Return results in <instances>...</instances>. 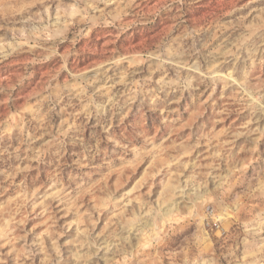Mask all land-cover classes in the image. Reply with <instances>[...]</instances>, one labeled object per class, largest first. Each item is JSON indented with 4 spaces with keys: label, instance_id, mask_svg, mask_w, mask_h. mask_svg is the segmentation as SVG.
Listing matches in <instances>:
<instances>
[{
    "label": "rangeland",
    "instance_id": "obj_1",
    "mask_svg": "<svg viewBox=\"0 0 264 264\" xmlns=\"http://www.w3.org/2000/svg\"><path fill=\"white\" fill-rule=\"evenodd\" d=\"M0 264H264V0H0Z\"/></svg>",
    "mask_w": 264,
    "mask_h": 264
}]
</instances>
